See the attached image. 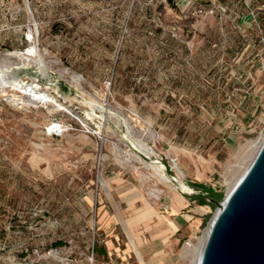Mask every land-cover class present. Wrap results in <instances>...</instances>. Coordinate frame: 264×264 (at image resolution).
Instances as JSON below:
<instances>
[{"label": "rangeland", "instance_id": "1", "mask_svg": "<svg viewBox=\"0 0 264 264\" xmlns=\"http://www.w3.org/2000/svg\"><path fill=\"white\" fill-rule=\"evenodd\" d=\"M5 61L0 264H193L264 136V0H0Z\"/></svg>", "mask_w": 264, "mask_h": 264}, {"label": "water", "instance_id": "2", "mask_svg": "<svg viewBox=\"0 0 264 264\" xmlns=\"http://www.w3.org/2000/svg\"><path fill=\"white\" fill-rule=\"evenodd\" d=\"M217 205L198 264H264V140Z\"/></svg>", "mask_w": 264, "mask_h": 264}, {"label": "bare ground", "instance_id": "3", "mask_svg": "<svg viewBox=\"0 0 264 264\" xmlns=\"http://www.w3.org/2000/svg\"><path fill=\"white\" fill-rule=\"evenodd\" d=\"M35 52H33V48H28L27 51H23V52H13V53H10L12 55H16V56H26V55H33ZM28 59V58H27ZM32 59V58H31ZM8 62H3L2 64H0V88H1V91L6 94L7 93V89H6V84L7 82L3 79V69H9V64H7ZM10 63V62H9ZM3 74V75H2ZM72 79L73 80H76V81H79L80 77L76 74H72ZM34 80V79H33ZM75 81V82H76ZM14 86H16L18 89H20V91L23 93V94H27L28 95V99H27V103L28 104H33L35 102H37L38 99H44L47 100V101H51L52 97H50L48 94H45L43 91L39 90L38 89V86L37 84H35L33 81L31 83H23L22 81L18 80L16 84H14ZM13 86V87H14ZM55 106H58V108H62L59 106V104H56L54 102H52ZM53 105V106H54ZM264 140V136H263V139L262 141ZM262 141L260 142V144L258 145L257 147V150L259 149ZM253 146V145H252ZM251 146V149L253 148ZM250 148V147H249ZM256 151V150H255ZM257 152V151H256ZM254 152V153H256ZM127 160V159H126ZM147 166H151V168L154 170V174L158 177H166L164 174H162V172L160 171V165H157L156 163L153 164V163H150L148 164ZM249 164L244 168V170L239 174V176L237 177L236 181L233 182V184L231 185L230 183V187L226 193V196L225 198L228 196V194L230 193V191L233 189V187L235 186V184L238 182V180L242 177V175L244 174V172L246 171V169L248 168ZM179 175L180 177L183 176V173L181 171H179ZM167 179V178H166ZM168 182V181H167ZM103 184L104 186H106L107 188V183L106 181L103 180ZM177 186V185H176ZM180 186L182 189H187L188 190V187L186 186V184L184 182H180ZM178 187V186H177ZM157 190V189H156ZM176 195V194H175ZM157 199V198H156ZM220 208L217 209L216 213L213 215V217L211 218V220L209 221L207 227L204 229V231L202 232V234L200 235V237H198V240H197V243L196 245L193 246L194 248V260L192 261L193 264H198L199 262V259H200V256H201V253H202V250L204 248V245H205V242H206V239H207V236H208V233H209V230H210V227H211V223L215 217V215L217 214V212L219 211ZM190 245V243H188ZM192 246V245H191Z\"/></svg>", "mask_w": 264, "mask_h": 264}, {"label": "crops", "instance_id": "4", "mask_svg": "<svg viewBox=\"0 0 264 264\" xmlns=\"http://www.w3.org/2000/svg\"><path fill=\"white\" fill-rule=\"evenodd\" d=\"M169 208H171V213H173V214H171V213H169V210H167V215H159L158 213H156L155 212V214L159 217V218H161V219H163V220H166L167 221V223H168V225L170 226V227H174V228H176L177 226H176V224H175V222L174 221H172L171 219H170V217L172 216V215H174L175 214V211H176V205H175V203L172 201V203H171V205H170V207ZM126 225V224H125ZM126 231H129L127 228H126Z\"/></svg>", "mask_w": 264, "mask_h": 264}, {"label": "trees", "instance_id": "5", "mask_svg": "<svg viewBox=\"0 0 264 264\" xmlns=\"http://www.w3.org/2000/svg\"><path fill=\"white\" fill-rule=\"evenodd\" d=\"M255 50H256V47H255V45H254V46H253V51H255ZM197 186H198V185H197ZM199 187H201V186H199ZM208 191H209L208 193L211 194V195H210V199L214 201V197H213V194H215L214 189H213V188H208ZM215 195H219V194L216 193ZM57 245H59V243H55V246H57ZM95 248H97V252L100 251V250L98 249L97 245L94 243V244H93V247H92V250L94 251ZM100 252H102L103 254H106L105 251H103V249H101Z\"/></svg>", "mask_w": 264, "mask_h": 264}, {"label": "built area", "instance_id": "6", "mask_svg": "<svg viewBox=\"0 0 264 264\" xmlns=\"http://www.w3.org/2000/svg\"><path fill=\"white\" fill-rule=\"evenodd\" d=\"M50 131H49V134H52V135H57L59 132L62 131L61 127L59 124H54L52 125Z\"/></svg>", "mask_w": 264, "mask_h": 264}]
</instances>
